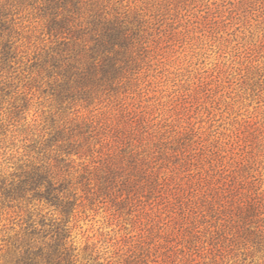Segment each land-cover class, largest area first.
<instances>
[{"label": "rangeland", "instance_id": "rangeland-1", "mask_svg": "<svg viewBox=\"0 0 264 264\" xmlns=\"http://www.w3.org/2000/svg\"><path fill=\"white\" fill-rule=\"evenodd\" d=\"M93 1L133 35L85 97L46 0H0V264H264V0Z\"/></svg>", "mask_w": 264, "mask_h": 264}, {"label": "trees", "instance_id": "trees-1", "mask_svg": "<svg viewBox=\"0 0 264 264\" xmlns=\"http://www.w3.org/2000/svg\"><path fill=\"white\" fill-rule=\"evenodd\" d=\"M43 17L53 43L48 51L51 69L70 93L86 97L118 75L132 47L127 15H111L93 0H46ZM27 181L32 189L44 188L40 196L51 204H71L50 165L32 167Z\"/></svg>", "mask_w": 264, "mask_h": 264}, {"label": "clouds", "instance_id": "clouds-1", "mask_svg": "<svg viewBox=\"0 0 264 264\" xmlns=\"http://www.w3.org/2000/svg\"><path fill=\"white\" fill-rule=\"evenodd\" d=\"M200 63H205V61H200Z\"/></svg>", "mask_w": 264, "mask_h": 264}]
</instances>
